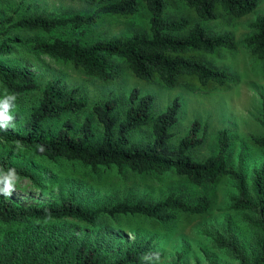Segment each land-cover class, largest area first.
I'll return each mask as SVG.
<instances>
[{"label":"trees","instance_id":"obj_1","mask_svg":"<svg viewBox=\"0 0 264 264\" xmlns=\"http://www.w3.org/2000/svg\"><path fill=\"white\" fill-rule=\"evenodd\" d=\"M84 1L97 5L89 13L67 16L22 15L10 26L48 30L65 24H89L99 13L130 15L142 2L149 13L148 31L98 38L87 43L59 37L8 42L27 41L39 52L68 60L102 79L116 77L120 70L117 63L121 61L137 78L144 81L157 79L166 86H173L183 75L194 77L201 86L236 80L226 69L213 67L199 56L219 47H232L233 39L229 33H211L197 21L189 23L185 16L164 17L165 0ZM182 2L199 18L209 20L216 16V9L234 16L248 13L258 0ZM250 26L253 30L242 37L241 42L249 48L251 55L264 61V15H255ZM12 55V46L1 42V87L15 94L36 88L34 74L23 65L11 62ZM128 101L121 119L114 113L116 99L112 97L92 103L89 112L78 121L74 117L84 109L86 102L77 87L67 88L57 78L49 79L43 84L38 101L22 118L20 131L0 130V171L15 169L17 175L33 179L31 168L20 163L24 157L32 155L49 163L62 159L91 169L112 165L119 171L128 168L161 173L171 169L194 184L225 176L232 181L234 190L229 194L227 207L242 214L251 236L245 247L226 224L221 234L212 236V242L237 259V264H264V164L255 167L249 178L242 168L228 164L225 152L229 137L224 128L217 131L216 151L202 160H195L188 150L202 141V136L196 134L200 126L197 119L191 121L187 132L175 145L168 142L169 127L178 117L176 97L154 115L149 110L153 102L151 93H140L133 87ZM20 117V111L16 110L14 119ZM150 118L152 137L141 144L131 141L127 132L147 123ZM257 121L262 132L253 137V141L264 148V96L260 98ZM201 126L204 129L206 122ZM208 205L209 198L204 193L196 195L192 201L169 192L153 203L142 199L130 203L123 199L96 206L85 205L71 193L53 202L28 204L17 203L0 194V264H140L150 256V253H144L149 248L147 242L141 239L124 242L108 251L104 246L112 244L114 238L103 230L99 231L98 239H88L71 232L64 223L73 221L92 227L102 217L121 214H143L167 221L175 211L198 213Z\"/></svg>","mask_w":264,"mask_h":264},{"label":"rangeland","instance_id":"obj_2","mask_svg":"<svg viewBox=\"0 0 264 264\" xmlns=\"http://www.w3.org/2000/svg\"><path fill=\"white\" fill-rule=\"evenodd\" d=\"M165 4L163 16L166 18L185 16L189 23L197 21L211 33L224 31L231 35L232 47H219L199 56L213 67L226 69L235 77L234 82H210L201 86L194 77L183 75L173 86H166L157 79L144 81L137 78L121 61L117 63L120 70L116 77L102 79L68 60L39 52L27 41L8 42L59 37L66 41L87 43L98 38L147 32L149 13L142 2L134 13L127 16L99 13L89 24H65L43 30L10 26V23L22 15L49 17L89 13L97 3L84 0H0V43L12 46L10 61L23 65L34 74L37 82L36 88L18 94L8 92L0 85V99L6 95L16 98L15 101L8 98L10 103H14L13 117L16 110L21 113L20 119H13L6 129L0 127V130L20 131L22 118L38 101L43 84L52 78H57L67 88L77 87L85 100L84 109L74 117L78 121L89 112L92 103L112 97L116 99L114 113L121 119L129 103L128 94L136 87L140 93L153 95L149 108L151 115L162 111L174 97L179 101L177 120L169 127L170 145H175L187 132L191 121L197 119L200 126L196 134L202 136V141L188 151L193 159L202 160L216 151L217 131L224 128L229 137L226 162L242 168L249 178L255 167L264 164V148L253 141V137L262 132L257 119L260 98L264 96V61L251 55L241 39L253 30L250 23L255 15H264V0H258L250 12L240 16L216 9V16L209 20L199 18L182 0H165ZM204 121L206 127L203 129L201 125ZM150 123L151 118L147 123L130 129L127 136L135 143H144L152 137ZM20 163L29 166L33 173V179L18 175L20 180L16 190L8 196L20 204L53 202L66 193H71L89 206L110 205L123 199L130 203L137 199L153 203L169 192H176L189 201L200 193L206 194L209 205L204 211H175L167 221L143 214H121L102 217L92 227L73 221L64 223L71 232L88 239H98L99 231L103 230L114 238L112 244L104 246L108 251L115 250L124 242L139 239L147 242L149 248L144 253H150V256L140 264H237V259L212 242V236L221 234L226 224L245 247L249 245L251 230L242 219V214L227 207L229 194L234 190L232 181L225 176L194 184L171 169L161 173L137 172L128 168L119 171L113 165L91 169L81 163L62 159L49 163L44 158L32 155L24 157ZM2 187L3 184H0Z\"/></svg>","mask_w":264,"mask_h":264},{"label":"clouds","instance_id":"obj_3","mask_svg":"<svg viewBox=\"0 0 264 264\" xmlns=\"http://www.w3.org/2000/svg\"><path fill=\"white\" fill-rule=\"evenodd\" d=\"M9 97H11L13 101L16 99L14 95H6L4 99H0V122H3L0 127L5 129L14 119L11 114L14 103L9 102ZM19 180L20 177L17 175L15 169H9L6 174L3 171H0V184H3V187L0 188V194L10 196L16 190V185Z\"/></svg>","mask_w":264,"mask_h":264}]
</instances>
